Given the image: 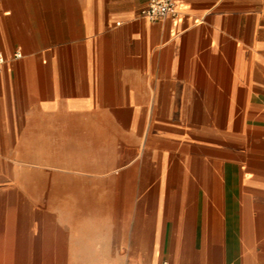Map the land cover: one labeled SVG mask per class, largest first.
<instances>
[{"label": "crops", "instance_id": "0c3cea01", "mask_svg": "<svg viewBox=\"0 0 264 264\" xmlns=\"http://www.w3.org/2000/svg\"><path fill=\"white\" fill-rule=\"evenodd\" d=\"M150 1L0 0V264H264V0Z\"/></svg>", "mask_w": 264, "mask_h": 264}, {"label": "built area", "instance_id": "2783aa9c", "mask_svg": "<svg viewBox=\"0 0 264 264\" xmlns=\"http://www.w3.org/2000/svg\"><path fill=\"white\" fill-rule=\"evenodd\" d=\"M177 16L175 0H151L150 3L141 9V15L149 19H157L166 15ZM22 56L21 51H16L14 58ZM6 56L0 52V67L5 63Z\"/></svg>", "mask_w": 264, "mask_h": 264}]
</instances>
